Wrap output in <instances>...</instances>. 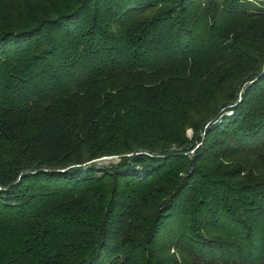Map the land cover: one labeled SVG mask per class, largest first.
Returning a JSON list of instances; mask_svg holds the SVG:
<instances>
[{"label": "trees", "instance_id": "obj_1", "mask_svg": "<svg viewBox=\"0 0 264 264\" xmlns=\"http://www.w3.org/2000/svg\"><path fill=\"white\" fill-rule=\"evenodd\" d=\"M0 264H264V0H0Z\"/></svg>", "mask_w": 264, "mask_h": 264}, {"label": "rangeland", "instance_id": "obj_2", "mask_svg": "<svg viewBox=\"0 0 264 264\" xmlns=\"http://www.w3.org/2000/svg\"><path fill=\"white\" fill-rule=\"evenodd\" d=\"M191 134L190 130H186V135L187 137H189ZM116 162V158L113 157H108V158H101L99 160H97L96 162H94L96 165H105L107 163H113Z\"/></svg>", "mask_w": 264, "mask_h": 264}]
</instances>
